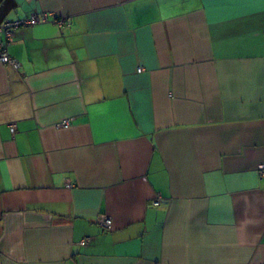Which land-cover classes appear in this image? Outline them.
<instances>
[{"label": "crops", "instance_id": "1", "mask_svg": "<svg viewBox=\"0 0 264 264\" xmlns=\"http://www.w3.org/2000/svg\"><path fill=\"white\" fill-rule=\"evenodd\" d=\"M47 11L0 62V264H264V0H0V25Z\"/></svg>", "mask_w": 264, "mask_h": 264}, {"label": "built area", "instance_id": "2", "mask_svg": "<svg viewBox=\"0 0 264 264\" xmlns=\"http://www.w3.org/2000/svg\"><path fill=\"white\" fill-rule=\"evenodd\" d=\"M46 21H52L56 23L57 26H59V28H62L64 24V19L48 11L40 12V13L33 12L29 16L22 18V19L4 21L0 25V33L2 35V37L0 38V62L3 64L10 65L14 69H18L20 66L18 61L10 57L7 53V46L9 43L13 41V38H14V29L21 25H34L36 23H43ZM137 71L138 72L142 71V68L141 67L137 68ZM69 125H70V119H64L63 121L57 124V126L59 127H68ZM9 130L13 134L15 132V125L11 124L9 126ZM259 173L261 176L264 175V165L260 166ZM154 203L155 204L160 203V196H157ZM97 220H98L99 225H101V227L108 228V229L110 228L111 219L108 216L101 214L99 215ZM88 240H89L88 236L84 237L80 241V243L85 244L86 242H88Z\"/></svg>", "mask_w": 264, "mask_h": 264}]
</instances>
